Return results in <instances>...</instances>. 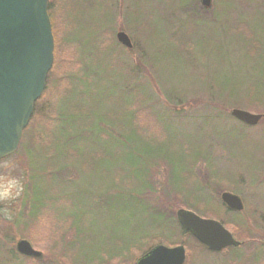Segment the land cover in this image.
<instances>
[{
    "label": "rangeland",
    "instance_id": "1",
    "mask_svg": "<svg viewBox=\"0 0 264 264\" xmlns=\"http://www.w3.org/2000/svg\"><path fill=\"white\" fill-rule=\"evenodd\" d=\"M49 1L54 6L57 31L64 32L66 38H71L69 41L75 43L78 51V55H76L72 46L62 44L59 51L60 62L64 64L67 56L72 62V67H67L63 73L71 74L75 71L78 67L75 65L78 63V57L82 61L89 62L90 68L96 72L94 81L101 85L102 101L108 98L105 94L120 89L122 64L119 62L118 55L119 51L122 52V45L116 40L113 49L105 51L101 56L97 50L98 45L90 44L87 45V48L89 50L92 48V52L84 56V39L88 36L98 37L104 31H111V29L115 39L120 30L126 31L131 37L130 31L133 29V25L129 23V20L132 23L135 21L140 26L136 39L138 48L139 46L142 48L137 50L138 52H131L125 48L124 57L136 63H142L141 73L145 82L143 83L146 88L148 86L149 92L153 95L149 97L148 107L153 106L155 111L159 112L165 131L169 132L164 150L167 151L169 148L167 152L171 153L172 151L174 155L179 154L184 156L185 160L192 161L203 157L208 151L210 153L209 164L216 166V172L223 181L220 182L224 185L220 193L231 191L242 197L245 208L239 217L226 209L221 208L217 211L223 220L228 221L229 224H225L226 227L233 232L237 239L239 237L238 240L241 239L240 241L244 242L243 246L224 253H216L204 247L195 246L189 264H264V260H261L264 258V121L256 126H246L232 117L230 112L233 108H241L254 113H264L261 110L251 109L247 104L232 105L231 98L221 93L222 90L218 91L220 87H224L226 91L233 89L234 92L242 96V101L245 99L246 92L254 93L255 96L258 94L264 96V62L256 57L254 58L256 59L255 64L250 62L243 65L244 57L237 56L241 48L233 47L230 44V39H224L223 33H221L225 20L231 24L240 15L248 20L250 26L260 27L259 21L254 18L250 19L256 11L255 2L238 3L234 1L217 6L213 0L208 13H204L206 18L190 19L178 15L180 7L189 0ZM71 6L74 13L70 12ZM216 7L218 8L215 11L216 19L212 20L210 17ZM226 9H229V15L224 14ZM97 26L101 30L95 32ZM177 26L181 30V41L192 45L195 57H188V52L181 46L182 43H177L176 40L172 42V38L169 40ZM138 34H144V43ZM147 36L150 41L154 39L155 42H148ZM131 39L132 42L136 40L133 37ZM217 42L221 45V50L229 52L225 55L224 62H221L216 56L217 53L213 52ZM145 44L152 59L154 55L162 53L159 55V58H162H158L155 62V69L149 62L150 60L146 59V62L142 59L146 58V55L142 53ZM193 59H195L194 62ZM251 66L255 67V71L250 70ZM171 89L177 93L172 94ZM54 91L58 95L60 85L55 86ZM226 97L229 98V102H224ZM177 98H183V100L176 102ZM212 130L217 135L215 134L212 143L208 144V135ZM41 136L42 129H30L24 145H21L18 152L0 162V208L2 214L0 264H69V252L57 240L60 238L64 242H69L80 238L76 237L74 231L76 228L78 229L79 223L76 205L70 203L71 200H66L69 204H65L63 213L64 215L70 214L73 218L75 216L76 228L74 230L68 227L65 230L57 231L54 222L48 217L35 223L26 221L29 209L27 203L25 202L27 205L25 206L23 201L26 200V193L32 182V170L37 173L33 174L34 181L39 182L42 192H45L49 185L53 188L50 191L52 195L61 194L57 179L50 181L42 177L43 172L46 171L42 168L43 163H47L44 164L45 168L49 167L50 163L46 161V147L40 148L38 139ZM170 143L174 145L170 146ZM73 161L74 164H72L73 162L72 165L69 164L67 170H69V174L78 176L74 179V184L84 190L113 195L110 201L114 205L109 213H104L102 217L96 216L97 221H91V216L86 214L83 215L84 218L79 219V222L86 225L82 235H91L96 242H93L94 245L91 249L86 247L85 251H77V260L84 264L87 257L93 256V252L99 249V246L103 247V241L120 240L133 231H138L139 234L143 231L140 228L149 227L153 233L159 231L158 228L153 227V214L144 211L145 206L140 205V202L136 201L133 208L129 207L128 211H123L128 202L124 195L120 194V191L122 192L126 188L122 185V176H119V180H117L115 178L118 174L107 173L108 175L101 178L97 172L99 167L83 168L80 163L77 164L75 160ZM105 164L106 167L111 165L107 162ZM184 164L186 163L184 162ZM117 165L119 163H114L113 172L117 171ZM195 170H199V181L212 186L213 182L204 177L209 171L207 162L200 161ZM51 184L56 187H52ZM191 185L192 189L197 186L196 184ZM183 187L184 185L180 186L185 192ZM71 189V186L65 188L67 191H71ZM4 192H7V196L3 195ZM78 198L81 197H77L76 201H79ZM107 207L108 205H106ZM59 215L62 216L61 213ZM211 218L222 221V218L219 217ZM231 222L235 224H231ZM237 222H241L246 228L245 234L243 233L244 228ZM62 225L66 226V224ZM21 238L28 239L36 249L42 251L46 260L40 263L36 260H28L27 256L21 255L16 249V242ZM190 243L195 244L193 241ZM157 244L165 243L156 242ZM142 254L138 253L133 256L134 264ZM106 264H118V262L111 260Z\"/></svg>",
    "mask_w": 264,
    "mask_h": 264
},
{
    "label": "trees",
    "instance_id": "2",
    "mask_svg": "<svg viewBox=\"0 0 264 264\" xmlns=\"http://www.w3.org/2000/svg\"><path fill=\"white\" fill-rule=\"evenodd\" d=\"M234 1L238 3L244 1L255 2L256 11H254L253 17H250V19H256L261 23V26H250L248 20L243 15H240L234 20V23L228 24L227 20H225L223 31L221 32L223 33V38L230 39V44L233 47L241 48L237 56L239 58L244 57L245 62H243V65H247L250 62L255 64L256 59L254 58L256 57L264 62V0H214L217 6H223ZM217 9L216 7L210 19H216L215 11ZM179 10V16L190 19L195 17L206 18L207 16L204 13L209 11L201 5L200 0H189ZM70 12H75L72 6L70 7ZM49 14L55 37V61L48 76L46 90L36 102L34 114L24 132L21 145H24L30 129H42V136L38 139V142L40 143V148L46 147V161L50 163L47 168L44 166L47 163H43L42 168L46 171L43 172L42 177L50 181L57 179L58 184H60L61 194L52 195L50 191L53 188L49 187V185L45 192H42L39 182L34 181L33 174L36 171L30 168L32 170V182L29 184L26 200L23 201L24 205H28L29 209L26 221L35 223L48 217L54 222L57 231L65 230L68 227L74 230L76 228L75 216L73 218L70 214L64 215L63 212L66 207L65 204H69L66 200H71L70 203H75L79 224L78 229L76 228L74 231L76 237L80 238L69 242H64L63 239L59 238L57 241L61 242L63 248H66L69 252V264H83L76 259V252L85 251L86 247L91 249L92 245H94L93 242L96 241L93 240L94 237L91 235H82L86 225L82 224L81 221L79 222V219L84 218L83 215L86 214L91 216V221H95L96 216L102 217L104 213H109L114 205L110 201L113 195L84 190L74 184V179L78 178V176L69 174L67 169L70 166L69 164L72 162L74 164L73 160H75V163H80L83 168L99 167L97 172L101 178L108 175L107 173L118 174L115 178L117 180H119V176H122V185L126 188L122 192L120 191V194L124 195L128 202L123 211H128L129 207H134V203L140 202V205L145 206L144 211L153 214V227L159 230L153 233L149 227L140 228L143 231L139 234L137 233L138 231H133L123 239H115L110 242L103 241V247L99 246V249L93 252V256L87 257L88 259L84 264H106L111 260H116L118 264H134L135 259L133 256L146 252L156 245V242L171 246L181 243L185 244L188 250L185 264H189L192 258L191 253L195 246L204 247L205 249L207 247L180 225L176 216L178 208L185 207L199 214L219 217L220 219L222 216L218 213V209H226L228 212L235 214L236 217H239L243 211H231L222 202L220 192L224 185L220 184V182L223 181L216 172V166L209 164L210 153L208 151L203 157L192 161L185 160L182 155H174L172 151L171 153L167 152L169 148L167 151L164 150L166 139L169 138V132L165 131L159 112L155 111L153 106L148 107L149 97L152 93L149 92L148 86L146 88L144 85V76L141 73L142 63H136L124 57L125 50L133 52L142 48L141 46L138 48L136 39L140 26L135 21L132 23L129 20V23L133 25L130 35L136 39V42L133 41L132 48H127L120 44L117 38L115 39L113 32H111L112 29L111 31H104L98 37L88 36L84 39V56L92 52V48L90 50L87 48V45L90 44L98 45L97 50L101 56L105 51L113 49L116 40L122 45V52L119 51L118 55L120 58L119 62L122 64L120 89L112 90L111 93L105 94L108 98L102 101L101 85L99 83L96 84L94 81L93 78L96 72L90 68L89 62L82 61L78 57V63H75L78 67L75 71L71 74L63 73L67 67H72V62H70L68 56L64 64L60 62L59 51L62 44L72 46L76 55H78V51L75 43L69 41L71 38H66L64 32L59 33L57 31L54 6H52L50 1ZM224 14L229 15V9H226ZM258 16L259 18H257ZM100 30L98 26L95 27V32ZM180 31L177 26L176 31L169 40L172 38V42L176 40L177 43H182L181 46L188 52V57H195L192 45L181 41ZM188 33L190 32L188 31ZM138 36L142 38L144 43V34H138ZM146 39L149 40L148 42H155L154 39L150 41L149 36ZM220 40L217 41L220 42ZM219 42L216 43L213 52L217 53L216 56L221 62H224L225 55L229 54V52L221 50ZM142 53L146 55V58H142L143 61L147 62L146 59L150 60L149 62L155 69V62L162 53L157 56L154 55L152 59L146 49V44ZM194 61L195 59H193ZM250 70L252 72L255 71V67L251 66ZM59 85L60 93L56 95L54 88ZM114 86H117V84H114ZM171 90L172 94L177 93L174 89ZM218 91L231 98L232 103H230L232 105L242 106L247 104L251 109L261 110L264 113V96L262 94L255 96L254 93L246 92L244 94L245 99L242 101V96L234 92L233 89L226 91L224 87H220ZM51 94L52 96L50 97ZM227 97L224 98V102H229ZM176 100V102H181L183 98H177ZM263 121L264 116L260 123ZM215 134V131L212 130L210 135H208V144L212 143V138ZM173 145V143H170V146ZM120 150L121 152H118ZM113 160L115 161L114 163H119L116 166V172L112 171V167H114ZM202 160L207 162L209 167V171L204 177L213 182L212 186L199 181L200 173L199 170L196 171L195 169ZM105 162L111 165L106 167ZM191 184L197 185L195 189L191 188ZM51 185L56 187L53 184ZM181 185H184L185 192L180 188ZM69 186L72 187L71 191L65 190ZM73 189L75 191H72ZM214 192L217 197H215ZM77 197H81L78 198L79 201H76ZM106 205H108L107 208ZM93 210L95 211L94 213ZM60 213L62 214L61 217ZM221 220L224 224H229L223 218ZM233 221L236 222V220ZM62 224H66V226ZM231 224L235 223L231 222ZM237 224L244 228L242 230L245 234L246 228L243 224L241 222H237ZM235 235L238 237L237 233ZM190 241L195 244H191ZM26 258L40 263L46 260L44 254L42 258ZM261 260H264V258H261Z\"/></svg>",
    "mask_w": 264,
    "mask_h": 264
},
{
    "label": "water",
    "instance_id": "3",
    "mask_svg": "<svg viewBox=\"0 0 264 264\" xmlns=\"http://www.w3.org/2000/svg\"><path fill=\"white\" fill-rule=\"evenodd\" d=\"M200 2L206 9L213 4V0ZM116 38L123 46L133 47L126 31H118ZM54 61L49 0H0V161L18 151L36 102L45 92ZM230 113L248 126L258 125L264 116L241 108H233ZM221 200L230 210L244 209V201L237 193L223 191ZM176 216L180 225L211 251L241 244L218 219L185 207L178 208ZM16 249L24 256L43 257V252L26 238L17 241ZM186 258L183 243L157 244L143 253L136 264H185Z\"/></svg>",
    "mask_w": 264,
    "mask_h": 264
},
{
    "label": "flooded vegetation",
    "instance_id": "4",
    "mask_svg": "<svg viewBox=\"0 0 264 264\" xmlns=\"http://www.w3.org/2000/svg\"><path fill=\"white\" fill-rule=\"evenodd\" d=\"M201 1V0H200ZM227 207V206H226ZM228 208V207H227ZM244 208H245V205H244ZM229 209V208H228ZM230 210V209H229ZM0 211H1V208H0ZM232 211V210H231ZM242 211H244V209L242 210ZM1 218H2V214H1ZM0 223H1V220H0ZM240 241V240H239ZM243 243L244 242H242L241 241V244L239 245V246H228V247H226V248H224L223 250H220V251H213V252H216V253H224V252H227V251H230V250H232L233 248H240V247H242L243 246ZM206 247V246H205ZM208 249V248H207ZM211 251V250H210Z\"/></svg>",
    "mask_w": 264,
    "mask_h": 264
},
{
    "label": "clouds",
    "instance_id": "5",
    "mask_svg": "<svg viewBox=\"0 0 264 264\" xmlns=\"http://www.w3.org/2000/svg\"><path fill=\"white\" fill-rule=\"evenodd\" d=\"M3 195H4V196H7V192H4Z\"/></svg>",
    "mask_w": 264,
    "mask_h": 264
}]
</instances>
